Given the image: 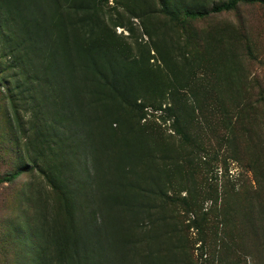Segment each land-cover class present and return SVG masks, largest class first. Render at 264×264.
I'll return each instance as SVG.
<instances>
[{
	"label": "trees",
	"instance_id": "obj_1",
	"mask_svg": "<svg viewBox=\"0 0 264 264\" xmlns=\"http://www.w3.org/2000/svg\"><path fill=\"white\" fill-rule=\"evenodd\" d=\"M256 4L264 0L196 4L179 14L195 22ZM101 12L100 0H0V184L31 176L28 206L40 215L15 232L35 241L21 257L107 264L111 250L110 264H191L184 238L194 227L203 264H264V137L251 129L264 112V90L240 50L251 39L212 35V54L193 46L178 65L160 49L162 67L151 65L148 46L115 35ZM148 108L153 119L142 124ZM168 120L180 147L161 132ZM218 131L226 160L252 176L224 181L221 198L218 184L192 176L210 167L198 160L210 155L206 132ZM206 201L216 223L202 214ZM169 208L183 212L181 225L166 216ZM189 215L195 219L184 226ZM142 242L164 258L141 252Z\"/></svg>",
	"mask_w": 264,
	"mask_h": 264
},
{
	"label": "rangeland",
	"instance_id": "obj_2",
	"mask_svg": "<svg viewBox=\"0 0 264 264\" xmlns=\"http://www.w3.org/2000/svg\"><path fill=\"white\" fill-rule=\"evenodd\" d=\"M194 1L165 0L169 11L166 14L164 10L166 8L158 0H100L102 8L100 16L109 21L115 35L127 38L128 43L133 46L134 43L148 46L146 48L150 49V55L153 57L150 61L151 65L159 64L162 67L160 55L157 54L160 49H164V52H169L178 65L181 60L180 57L187 54L185 50L191 49L193 46V51L197 49L199 52L203 48H208V53L212 54V50L209 49L212 47V35L225 37L227 35H246L251 40L248 42L249 48L245 45L240 49L243 52L242 55H245L243 68L251 80L264 90V5L239 6L236 12L211 16L202 21L184 20L183 16L179 14V10H182L183 7H194L196 4H200L211 8L227 0ZM197 35L204 37L205 41L199 40L198 42L199 37L197 38ZM199 44L200 47L197 48ZM154 45L156 49H154ZM247 53H250V55L246 56L248 55ZM258 91L259 89L256 86L254 93ZM255 98L256 96L253 94L251 100H255ZM223 102L230 103L225 98ZM152 112L151 109H147V116L142 121V124L153 119ZM153 114L159 116L161 113ZM254 119L252 123L255 124L252 125L251 129L255 132V128L259 127L263 138L264 112L260 115L259 124H257L256 118ZM156 121L158 124H162L159 119ZM171 123L172 120H168L167 124L162 125L161 132L165 133L166 142L180 147L177 135L169 128ZM206 136L203 138L202 146L205 147L210 155L207 157L202 156L198 162L201 164L200 166H205L202 163L209 162L210 167H206L204 171L196 170L195 175L192 176L197 181L203 180L208 184H218V194L219 198H221V189L224 181L227 179L232 182L240 180L250 181L252 176L247 169L233 158L226 160L222 143H218L220 139L219 131L216 134L206 132ZM245 149L246 146L242 145L241 150ZM3 171H5V166L0 163V173ZM36 177L34 175L35 179ZM176 179L173 178L172 182L175 183ZM30 181L31 176L24 175L12 185L0 184V264H27V258L25 262L21 256L23 252L28 253L33 250L35 241L32 238L27 240L24 236L16 235L15 233L21 229L28 231L34 225V219L40 217L36 205H30L31 209L28 206L27 194L31 189L29 187ZM37 181L39 185L44 182L39 176ZM168 188L170 190V186ZM169 190L167 191L168 197L174 195L177 198V193L175 194L172 190ZM184 196L185 193H182L181 197ZM201 205L202 214H205V212L211 213L208 216L209 224L216 223L213 221V216L218 214V212L211 209L213 206L212 202H202ZM180 215H183V212L179 211V209L169 208L166 211V216L171 217L174 222L179 221L181 225ZM194 219L195 216L189 215L184 221V226L191 225ZM30 233H33V231ZM184 239L190 243L188 248L190 250L191 264H203L207 259V254L202 246L198 231L191 227ZM182 243L185 242L182 241ZM103 247L106 248L105 245ZM140 247L141 252L144 254L151 250L153 252L156 251L154 254L161 253L160 256L164 258V252L153 247L151 242H142ZM154 254L152 255L154 256ZM108 255L109 258L106 255L105 260H108L107 264H110V260L112 261L111 250ZM247 264L254 263L248 258Z\"/></svg>",
	"mask_w": 264,
	"mask_h": 264
}]
</instances>
